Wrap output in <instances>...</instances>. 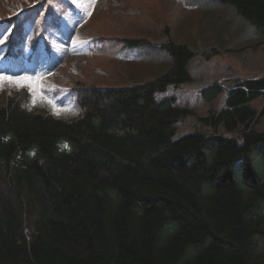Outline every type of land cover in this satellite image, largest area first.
<instances>
[{
    "label": "trees",
    "instance_id": "obj_1",
    "mask_svg": "<svg viewBox=\"0 0 264 264\" xmlns=\"http://www.w3.org/2000/svg\"><path fill=\"white\" fill-rule=\"evenodd\" d=\"M212 1L264 43V0ZM48 13L37 1L25 19ZM22 33L16 21L12 54ZM141 47L169 63L135 85L72 88L71 118L0 102V264H264V101L250 105L264 77L228 87L221 108L197 116L208 130L174 140L194 113L164 92L193 83L195 53L172 39L123 42Z\"/></svg>",
    "mask_w": 264,
    "mask_h": 264
},
{
    "label": "rangeland",
    "instance_id": "obj_2",
    "mask_svg": "<svg viewBox=\"0 0 264 264\" xmlns=\"http://www.w3.org/2000/svg\"><path fill=\"white\" fill-rule=\"evenodd\" d=\"M37 1L41 0H0V43L10 29L5 18ZM47 1L52 13L46 15L45 34L34 38L43 28L28 25L31 31L24 35L23 42L31 40L32 47L37 44L26 49L29 59L21 62L20 57L0 55V92L12 91L8 98L20 99L30 111L71 118L79 113L72 87L135 85L154 78L169 63L157 48H129V53L123 48L125 39H146L155 46L172 39L195 53L188 66L193 83L165 90L166 97H174L175 104L194 113L177 124L174 140L194 130H208L197 116L205 117L223 106L225 90L206 102L197 95L200 89L211 84L227 89L243 80L264 77V43L235 12L218 2ZM17 41L15 47L21 44L20 38ZM263 101L261 95L250 105L258 111ZM256 128L264 129V120Z\"/></svg>",
    "mask_w": 264,
    "mask_h": 264
}]
</instances>
